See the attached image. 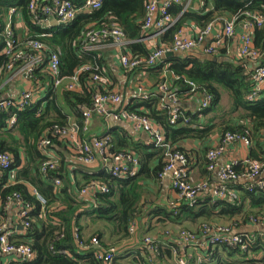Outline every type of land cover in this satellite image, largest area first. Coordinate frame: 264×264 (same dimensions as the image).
<instances>
[{
  "label": "trees",
  "instance_id": "obj_1",
  "mask_svg": "<svg viewBox=\"0 0 264 264\" xmlns=\"http://www.w3.org/2000/svg\"><path fill=\"white\" fill-rule=\"evenodd\" d=\"M30 1L0 0V50L5 45V37L1 34L11 22L15 34L22 39L33 37L40 39L53 49L59 48L61 50V74L69 76L73 75L76 69L85 63L97 61L103 66L102 57H98V53L83 51L84 34L89 26L105 27L116 23L125 31L130 40L127 48H130L132 53L148 55L150 52L149 48L141 41L145 35L143 23L148 0H102L101 7L96 10L84 9L85 0H74L75 7L79 10L74 20L67 23H56L55 21L58 22V19L55 18L47 25H40L34 21L33 15L28 9ZM204 1L206 6L201 11L188 10L182 15H180L182 7L173 6L171 14L177 21L170 30L160 37L158 43L171 44L176 32L190 22L203 28L217 17L242 15L241 19L243 20L246 12H264V0ZM13 7H16L17 11L10 18L9 11ZM18 23L23 26L18 28ZM255 43L257 47L264 48V27L255 30ZM197 53L204 56L202 51H197ZM224 53L204 58L192 51L177 53L173 56H164L156 63V66L146 69L155 76L157 81L166 68L174 75V78L172 77L173 79L170 80L171 87L178 89L179 107L184 112V117L190 119L188 123H185L182 118L176 123H171L169 111L160 107L161 97L158 93L152 94L153 96L149 100H141L135 106L128 105L130 111L144 114L160 124L166 134V144L168 143L172 148L185 153L189 163L193 162L194 156L197 158L198 151L187 150L177 144L189 139L207 142L216 130L222 132V139L227 133L248 136L255 146L263 151L258 153L257 149L252 147L248 158L264 161V150H262L261 144L264 139V92L258 101H248L246 96L252 89L250 66L247 62ZM7 62L8 57L0 55V68H4ZM46 64L47 61L35 71V78L32 81L34 85L39 83L46 85L50 82L51 77L44 70ZM90 75L89 72L80 75L81 90L59 91L49 84L44 94L32 105L22 110L12 108L0 110V152L10 153L13 157L10 171L0 179L1 203L4 204L15 193H19L24 204L31 206L32 209L26 217L30 226L24 228L23 233L18 232L10 237V240L17 245H28L35 254L33 261L21 264H104L97 258L96 252L99 248L110 249L117 248V246L103 245L102 229L95 231V235L86 237L87 226L94 222L101 223L120 239L128 238L138 228L137 220L144 212L143 199L146 181L159 177V173L166 163L165 152L155 145H146L143 141L132 142L127 138L128 135L120 137L110 130L108 133L114 139L112 143L114 153L133 151L139 156L141 169L136 175L122 178L100 172L93 175L84 173L79 176L78 172L74 171L73 181L69 173L66 172L67 162L64 159H60L58 168L50 170L48 175L41 172L42 163L49 158L40 149L41 140L51 138L52 144L49 149L64 143L53 136V126H70L72 124L70 116L74 114L77 117L76 124L79 127L80 135L88 138L83 129L82 111L92 104L94 86ZM187 80L197 83V92L206 91L213 96L210 107L202 111L198 109L199 111L196 112L184 109L181 102L191 90ZM225 91L229 93L232 101L230 112L224 115L216 114L207 122H203V116L219 110L218 107ZM13 114H16V123L10 127L9 120ZM219 116H221L220 123L217 122ZM63 146L65 147V144ZM210 149V146L205 144L200 152L205 157L202 159L206 160V170L208 167L207 154ZM236 169L238 172H242L245 165L240 163ZM54 176L61 178L60 185L54 184ZM11 179L14 180V183L7 185ZM93 181L107 185L110 192L97 193L94 201H90L72 190L74 184L78 188H82ZM31 188H36L43 195L47 202L46 205H43L32 195ZM244 188L242 189L243 195L232 203L226 200L214 202L211 200V205H206L198 210L196 207L200 201L195 206L182 203L171 214L176 219H179L183 214H189L193 219L203 218L204 221L201 222L200 229L205 223L212 224L213 221L210 220L213 217L232 220L230 223L237 224L238 228L241 222L250 220L252 217L259 218L264 212V190L257 188L249 191L246 187ZM82 217H88L86 225L83 224ZM1 219L2 217H0V221ZM183 229L186 228L181 230ZM76 233H80V239L88 242L93 237H97L100 247L81 249L78 246ZM211 249L212 251L214 249V254L219 253L220 249L233 258L237 255L246 258L249 251L260 250L263 252L256 258L244 261L232 258L226 264H264L263 241L257 240L255 243H251L247 251H243L239 246L227 245L211 246ZM64 250L66 252H63ZM159 252L160 254L164 253L168 258L172 257L174 253L173 249L159 250ZM174 255L176 256L175 253ZM118 264L126 263L119 260Z\"/></svg>",
  "mask_w": 264,
  "mask_h": 264
},
{
  "label": "built area",
  "instance_id": "obj_2",
  "mask_svg": "<svg viewBox=\"0 0 264 264\" xmlns=\"http://www.w3.org/2000/svg\"><path fill=\"white\" fill-rule=\"evenodd\" d=\"M102 5V0H85L84 9L96 10ZM175 5L182 7L180 15L189 11H201L205 8L204 0H148L146 4V15L143 23V30L146 33L153 31L155 36L161 37L170 30L176 23L171 14V8ZM28 9L33 15L34 21L40 25H47L51 20L57 18L58 23H67L75 19L78 9L75 7L74 0H31ZM16 7L9 11L10 18L16 13ZM242 15L221 16L213 19L205 27L200 28L193 36L186 34L184 28L176 32L171 44H155L148 55L133 54L128 52L127 46L130 40L125 31L116 23L109 26L97 27L89 26L84 34L82 48L84 52H93L103 45H111L117 50V57L121 67L126 74H132L134 71L156 66L167 53H184L202 48L208 56L219 55L223 52L226 55H233L237 59L247 62L249 66L250 81L252 83L251 92L246 96L250 102H256L261 99L264 92V48L257 47L255 43V30L264 27V12L249 11L244 17ZM244 28L243 32H237L239 25ZM213 34L208 42V37ZM5 37V45L0 50V55L8 57V62L4 68H0V90L5 75L11 73L14 76L24 77L25 81L32 83L35 71L47 61L45 71L50 75V82L46 85L39 83L23 87L16 97L0 98V110L18 109L22 110L36 102L46 90L47 85H53L59 91H78L81 88V77L83 73L89 72L91 82L94 86L93 99L90 107H86L82 112L84 116V131L88 133L93 116L109 118L115 120L129 121L134 131L144 133L148 136L147 143L155 145L158 149L165 152L166 163L159 173L161 179L171 176L172 186L178 195V200L184 204L195 206L198 203L200 195L209 189L208 181L192 180L190 176V163L185 153L170 144H166V134L160 124L152 121L148 116L128 109V100L116 91L108 90L110 84L109 77L104 73L103 66L97 61L85 63L78 67L73 75L62 76L61 74V50L53 49L40 39L28 37L22 39L14 32L12 23L9 22L2 34ZM144 37L141 39L143 41ZM236 40V46L232 43ZM132 43V41H131ZM246 64V65H247ZM174 78V75L171 74ZM166 76V75H165ZM171 77V79H173ZM167 78V79H166ZM157 84L154 93L160 95V107L167 109L170 113L171 123H176L183 119L185 123L189 118L184 117V112L179 107L178 89L172 88L170 78L166 76ZM178 78V77H176ZM190 85L192 95L200 94L199 110H205L210 107L213 96L206 91L197 92L198 85L192 80H187ZM141 90V91H140ZM152 93V94H154ZM146 93L139 87L134 95L135 99L142 101L149 100L153 95ZM10 127L16 123V114H13L9 120ZM53 136L59 141L66 142L73 149L78 163L93 164L97 158L103 163V169L106 173L114 177L127 178L136 175L140 171V158L133 151H124L114 153L112 151L113 137L106 133L92 138L83 137L79 133V127L76 123L70 126L55 125L52 128ZM241 142L247 147L252 146L253 141L246 135L227 133L222 139V143L213 147L207 154L209 171H216L221 183L213 189V201L228 200L235 201L239 195L233 189L232 183L242 180H248L246 188L249 191L254 189L264 190V179L260 175L264 170V161L246 158L243 161H233L222 167L218 166V160L225 151V144ZM51 138H44L39 143L40 149L45 156L40 170L48 175L50 170L58 168V160L51 156L50 145ZM13 163V157L10 153L0 152V179L5 175ZM245 165L242 172H238L236 167L239 164ZM56 186L62 183L60 177H53ZM110 188L99 182L93 181L81 189L79 194L84 199L94 201L97 193H108ZM31 193L43 205H46V199L36 188H31ZM181 203V204H182ZM6 206L10 209L15 208L18 215V222H12V219L5 215L0 221V256L15 255L20 263H29L34 260L35 254L28 245H17L10 240L11 235L16 234L18 229L30 226L26 217L30 213L31 206H26L22 196L15 193L7 200ZM177 213V212H176ZM253 222H258L259 218H251ZM237 224L228 223H205L201 227L202 234L206 237V242L198 244V234L193 230L183 229L179 232L180 241L183 247L193 245L217 246L227 245L231 247L239 246L243 251H247L251 243L258 240L257 235L237 232ZM135 227V226H134ZM23 233V232H22ZM80 233H76L78 246L81 249L90 247H100V241L93 237L90 242L80 239ZM151 243L150 238L146 239ZM177 252V250L175 249ZM63 252H66L65 250ZM97 258L104 264H118V250L115 247L110 249L99 248L96 252ZM180 264H187V259L183 256ZM10 264V263H5Z\"/></svg>",
  "mask_w": 264,
  "mask_h": 264
},
{
  "label": "crops",
  "instance_id": "obj_3",
  "mask_svg": "<svg viewBox=\"0 0 264 264\" xmlns=\"http://www.w3.org/2000/svg\"><path fill=\"white\" fill-rule=\"evenodd\" d=\"M22 26L23 24L21 23L17 24L18 28H21ZM183 28L186 34L189 36L195 35L200 29L193 22L185 24ZM236 31L243 32V26L240 24L237 27ZM213 34L214 33L209 35L207 39L208 42L212 39ZM159 40L160 38L155 36L153 31H149L146 33V36L144 37L142 42L147 48H149V50H151L155 44H159ZM232 45L236 46V40H234ZM195 50L203 52L202 48H198ZM195 50H193L192 52L199 55V57L204 58V56L198 54ZM93 52L98 53V57H102L104 73L110 79L108 90L121 93L124 98L128 100V105L135 106L140 103V99L134 98V95L138 92L139 87L142 88L144 92L152 94L157 89V83L162 78H166L167 76L171 79L172 77V73L169 72L167 68L164 69L162 74L159 76L158 81L149 70L138 69L132 74H126L118 60L116 48L111 45L100 46ZM128 52L132 53L130 48H128ZM205 56L207 55L205 54ZM27 84L28 82L25 81L24 77L14 76L11 73L6 74L2 84L3 88L0 90V98L2 99L5 97H16L19 94L20 90L23 87L27 86ZM79 90H81V88ZM42 94H44V91L42 92ZM201 97L202 96L198 97V94H189L188 96L183 97V102L181 103L184 109L186 108L193 112H196L199 111V99ZM218 111L219 110L213 111V113L203 116V122H207L216 114L220 115L219 113H217ZM214 112H216V114ZM76 122L77 117L76 115L72 114L70 116V123ZM110 130H112L120 137L128 135L127 138H129L132 142L143 141L146 145H152L147 143L148 136L144 133L135 132L133 125L129 121L115 120L112 117L105 119L104 117L93 116L87 136L90 139L94 136L104 135ZM220 143H222V132L216 130L207 142L189 139L177 144V146H181L187 150L198 151L197 158H195L194 156L193 162L190 163V176L192 180H203L208 181L209 183V189L204 191L198 199L200 202L196 207V210L206 205H211L214 199L213 189L221 183V180L217 176L216 171L212 172L208 169L206 170V160L202 159L205 157L200 152H202L205 144L209 145L212 149ZM63 144H65V147L63 146ZM63 144L58 147H51L50 152L51 156H54V158L58 160V163H60V159H64L67 162L66 172H68L71 176V180L74 181V171H77L79 176L84 173L93 175L100 172H105L103 169V163L100 158H97L96 162L93 164L78 163L77 158L70 145L66 142H64ZM261 144L263 146L262 150H264V139L262 140ZM252 147H255L258 153L263 152L258 148V146H255L254 142L250 147H247L244 143L241 142L225 144V151L222 157L218 160V166L222 167L233 161L245 160L246 158H248ZM259 178L264 179V170L262 171ZM12 183H14V180L11 179L9 180L7 185ZM247 184L248 180H242L239 182H233L231 185L237 192L239 197H241L243 195L242 189H245L244 187H246ZM73 186L74 187L72 190H74L77 194L79 189L81 188H78L77 186H75V184ZM143 200L145 203L144 212L140 219L137 220L138 228L135 230V232L131 233L128 238L120 239V237L114 235L112 231L107 228V226L95 222L87 226V229L85 230V236L91 237L95 235V231L102 229L103 235L101 240L103 242V245L117 246L119 260L126 264H180L179 259L183 256L187 259V264H226L233 258L230 257L228 253L220 251V249L219 253L214 254V249L212 251L211 246L208 247L198 245L201 243H205L207 240L200 229V224L202 221H204L203 218L193 219L191 215L183 214L179 219H176L171 214V212L174 209L177 210V208L180 207L182 203L178 200V195L172 186L171 176H167L163 179L157 177L156 179L146 181ZM228 202L232 203L234 201ZM6 204L7 201L3 204L1 203L0 199V217L7 215L10 220L12 219V222H18L19 219L16 213V209H10L6 206ZM87 221L88 217H82V222L84 225H86ZM210 221H213V223L228 224L232 220H226L222 217H213ZM182 228L193 230L198 234L199 241L197 245L186 248L183 247V243L179 238V232ZM18 232L22 233L20 231ZM237 232L257 235L258 241L264 242V212L259 217L258 222H253L251 219L243 221V223L241 222V225L238 227ZM148 237L152 240L151 243L146 242V238ZM169 249H173V252L177 257L173 253L172 257L168 258L164 253L160 254L159 252V250L164 251ZM175 249L177 250V252L174 251ZM262 252L263 251L260 250H251L248 252V256L246 258L237 255L233 259L238 261L250 260L253 259V257L256 258L260 256ZM18 260L19 258H17V256L15 255L0 256V264H20Z\"/></svg>",
  "mask_w": 264,
  "mask_h": 264
},
{
  "label": "rangeland",
  "instance_id": "obj_4",
  "mask_svg": "<svg viewBox=\"0 0 264 264\" xmlns=\"http://www.w3.org/2000/svg\"><path fill=\"white\" fill-rule=\"evenodd\" d=\"M56 23H58L57 21H55ZM28 84L27 86H29L30 84H32L31 82L27 81ZM226 93H224L223 97H222V100L219 104V111L217 113H219L220 115H224L226 113H229L230 110H231V104H232V101L229 97V93L227 91H225ZM201 95L198 94V97H200ZM213 113V112H212ZM216 114V112H214ZM220 118L217 119V122L220 123L221 122V116H219Z\"/></svg>",
  "mask_w": 264,
  "mask_h": 264
},
{
  "label": "water",
  "instance_id": "obj_5",
  "mask_svg": "<svg viewBox=\"0 0 264 264\" xmlns=\"http://www.w3.org/2000/svg\"><path fill=\"white\" fill-rule=\"evenodd\" d=\"M177 53H174V52H170V53H167L165 56H173ZM208 56V55H207ZM204 57H205V54H204ZM19 230H22V227L19 229Z\"/></svg>",
  "mask_w": 264,
  "mask_h": 264
},
{
  "label": "clouds",
  "instance_id": "obj_6",
  "mask_svg": "<svg viewBox=\"0 0 264 264\" xmlns=\"http://www.w3.org/2000/svg\"><path fill=\"white\" fill-rule=\"evenodd\" d=\"M23 230H24V229H22V230H19V229H18V231H20V232H22ZM20 264H21V263H20Z\"/></svg>",
  "mask_w": 264,
  "mask_h": 264
}]
</instances>
